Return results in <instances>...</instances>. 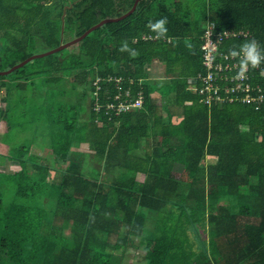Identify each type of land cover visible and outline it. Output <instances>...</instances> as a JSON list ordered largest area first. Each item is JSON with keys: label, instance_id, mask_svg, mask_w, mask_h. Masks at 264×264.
<instances>
[{"label": "trees", "instance_id": "16d2710c", "mask_svg": "<svg viewBox=\"0 0 264 264\" xmlns=\"http://www.w3.org/2000/svg\"><path fill=\"white\" fill-rule=\"evenodd\" d=\"M133 2L0 0L2 71L122 16ZM161 18L168 31L158 38L150 22ZM209 21L219 31L246 30L264 48V0H141L128 18L0 76L6 134L39 129L51 155L44 161L30 145L10 148L20 168L0 171V264H121L127 248L142 251L144 264H264V106L207 107L190 92ZM154 65L162 76H152ZM262 73L264 91V63ZM97 77L121 78L132 97L141 91L142 109L95 114ZM116 93L114 83L101 84L102 101ZM153 94L172 100L164 117ZM143 144L153 149L139 164ZM86 160L111 182L86 177ZM148 214L153 233L145 231Z\"/></svg>", "mask_w": 264, "mask_h": 264}, {"label": "built area", "instance_id": "2783aa9c", "mask_svg": "<svg viewBox=\"0 0 264 264\" xmlns=\"http://www.w3.org/2000/svg\"><path fill=\"white\" fill-rule=\"evenodd\" d=\"M157 37L143 36V40H155ZM251 40L246 30L219 31L213 22H207L200 38L202 53V72L197 74L190 92L197 95L200 102L207 107L214 103L241 104L260 110L264 106V91L256 83L258 76H263V63L252 67L242 65L238 57L232 56V50ZM256 73L258 74L256 76ZM114 83L117 93L114 97L105 96L100 99L101 84ZM121 78L97 77L92 82L91 110L95 114L104 111L110 119L111 115L119 116L131 111L141 110L143 94L138 91L134 97L129 90L120 88Z\"/></svg>", "mask_w": 264, "mask_h": 264}, {"label": "rangeland", "instance_id": "374dc122", "mask_svg": "<svg viewBox=\"0 0 264 264\" xmlns=\"http://www.w3.org/2000/svg\"><path fill=\"white\" fill-rule=\"evenodd\" d=\"M70 38L71 39L66 40L64 43H67L74 39V37H70ZM34 61H32L31 63H33ZM31 66L33 67L36 65L31 64ZM2 68L3 67L0 65V71H2ZM162 73H163V67L160 65H154L151 69L152 76L156 78L159 76H162ZM4 96H5V90L2 89L0 90V108L4 107V103L2 101ZM89 99H90V96L87 99V101L84 103L86 107L88 106ZM21 107L22 106L20 105L19 107H17V109H15L17 112L16 111L13 112V115H14L13 119L17 123H20L23 121V118H22L23 116H20L19 114V110ZM87 120H88V112H86L84 115L80 117L81 122L87 121ZM6 133H7V126L3 121H0V171L5 172V173H14L19 170L20 167L18 163L17 162L14 163V161L11 162V160L9 159L10 158L9 156L10 148L14 146L18 147L21 145H30L31 146L30 152L32 155L34 154L36 156H39L44 161H47L48 159L51 160L50 150L48 149L50 145V141L47 136V133L45 134V132L43 131L40 132L39 129L37 130L27 129L24 132L20 130H16V131L11 130L8 134ZM85 165L86 166L83 168V174L86 177L95 178V177L102 176V174L98 171V169H96V167L93 165L92 161L88 163V161L86 160ZM121 264H144L143 254L134 248H127L122 258Z\"/></svg>", "mask_w": 264, "mask_h": 264}, {"label": "crops", "instance_id": "0c3cea01", "mask_svg": "<svg viewBox=\"0 0 264 264\" xmlns=\"http://www.w3.org/2000/svg\"><path fill=\"white\" fill-rule=\"evenodd\" d=\"M153 96L156 98L155 101H156V105L158 108H160V113L162 114V116L164 117L165 115V112L161 110V108L165 107L166 104L169 105L171 104L172 100L169 98V99H164L162 97H160L158 94H153ZM181 120V116H173L172 118V123L173 124H177L179 121ZM149 137L151 138L153 135H154V130L153 129H150L149 130ZM152 142V140H151ZM87 146L86 145H81L79 147V145H74L73 146V150L75 151H79V152H86L87 151ZM153 149V145L150 144H143V145H140L138 151L136 152V159L135 160L137 163L139 164H145L144 163V160L146 158V156L148 154H151V151ZM92 156V155H91ZM140 158H144V160H140ZM102 171V167L99 169V172L101 173ZM113 177V176H111ZM111 177L110 176H105V174L100 177V179H103L104 182H107V183H110L111 182ZM135 180L138 182V183H144L145 180H146V176L144 173L142 172H139L137 173L136 175V178ZM156 217H154V215L152 214H148V219L145 223V231L146 233H153L155 232V226L157 224L156 222ZM149 239V236L147 234L146 237L143 236V238H139L138 240L135 241V245H142L143 244V241H146ZM113 240V239H112ZM114 241V240H113ZM142 254H143V257H144V253L142 251H140ZM144 260V259H143Z\"/></svg>", "mask_w": 264, "mask_h": 264}, {"label": "clouds", "instance_id": "9594fccd", "mask_svg": "<svg viewBox=\"0 0 264 264\" xmlns=\"http://www.w3.org/2000/svg\"><path fill=\"white\" fill-rule=\"evenodd\" d=\"M166 24L167 19L161 18L150 22V27L158 38H162L168 31ZM230 54L238 57L242 65L255 67L264 63V48H261L255 40H249L243 43L238 49L232 50Z\"/></svg>", "mask_w": 264, "mask_h": 264}, {"label": "water", "instance_id": "95a60500", "mask_svg": "<svg viewBox=\"0 0 264 264\" xmlns=\"http://www.w3.org/2000/svg\"><path fill=\"white\" fill-rule=\"evenodd\" d=\"M140 1L141 0H134L131 9L127 13L123 14L122 16H120L118 18H106V19L100 21L95 26H93L90 29L86 30L81 36H79L77 38H74L73 40H71V41H69L67 43L61 44L60 46H58L55 49L48 50V51H45V52H42V53H39V54L32 55L29 58H27L26 60H24L23 62L13 66L12 68H10V69H8L6 71H0V76H8L11 73H13L14 71H16L18 69H21L22 67H24L28 63H31L34 60L43 59V58L52 56L54 54H57V53H59L61 51L67 50L68 48H70V47L78 44L82 40H84L89 34H91L92 32L96 31L97 29L103 27L104 25L111 24V23H118V22L128 18L130 15H132L135 12V10L137 8V5H138V3Z\"/></svg>", "mask_w": 264, "mask_h": 264}]
</instances>
